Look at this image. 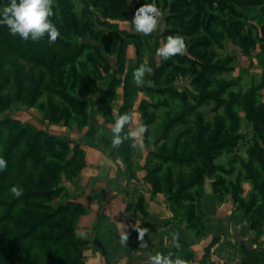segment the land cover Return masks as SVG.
I'll return each mask as SVG.
<instances>
[{
  "label": "trees",
  "instance_id": "1",
  "mask_svg": "<svg viewBox=\"0 0 264 264\" xmlns=\"http://www.w3.org/2000/svg\"><path fill=\"white\" fill-rule=\"evenodd\" d=\"M80 1L83 9L78 14L74 11L72 0H58L51 19L60 29L61 35L53 43H48L46 38L35 42L22 40L19 36L11 35L6 26L0 25V104L3 103L2 91L9 83L12 72L16 80L18 94L23 91L26 82H30V85L27 83L30 99L32 103H36L40 90L35 71L33 68L26 71L23 64L28 62L34 67H39L40 72L42 68L46 70L51 82V85H48V90L52 94L58 95L66 101L77 114H85V102L71 93L72 86L68 85V81L63 76V61L74 62L76 56L84 51L87 44H78L72 40L81 36L80 29L86 33L84 38L87 37L92 31L91 19H95L108 29L122 32L123 30L119 29L116 20L128 18L129 3L128 0ZM263 3L264 0H174L171 12H175L172 15L180 18L191 17L193 23L201 24L207 36L195 38L189 46L188 54H177L168 60L162 59L160 66L156 68L152 76L154 88H149V91L182 101L187 99L186 93L179 92L176 88L169 87L165 83L167 78L175 76L178 69L175 61H178L183 65L188 64L190 73L194 75V82L198 85L199 93L191 92L189 95L196 105L213 101L215 108H223L225 117L235 126V129L240 123L238 108L245 113L247 120L256 123L258 117L264 116V105L257 104L255 100L256 90L264 88V75L261 82L252 86L246 93H231L228 98H225L222 95L233 86V83L221 82L215 91H209L207 83L211 80L210 73H223L229 71L230 68L215 61L216 58L213 57V54H206L201 48L210 47L214 42L221 46L222 35L214 31V25L218 24L229 35L236 33L239 35V32L243 31L242 36H239L234 43L244 46L247 50L248 45H255L259 42L261 50L264 52V31L262 30L258 36L254 37L251 31L245 30V20L242 18L241 10H238L239 8L262 5L260 15L264 20ZM192 22L191 25L177 27L174 31L192 35L196 33ZM122 33L128 36L132 35L129 32ZM58 48H61L64 58L57 56ZM66 52L69 53L66 54ZM7 65L10 69H7ZM205 79L206 82H204ZM118 81L119 79L115 76L107 78L104 81V86L99 89L100 96L94 101L95 104L102 107ZM25 89L27 90V88ZM152 104L148 100H144L140 107L144 120L143 125L146 129L155 120L154 115H151L147 110L148 106ZM263 118L261 117V119ZM201 121L198 120L199 127L192 135L194 148L191 154H188L187 150H181L182 148L180 149L178 145L170 148L166 142H163L156 152L150 154L158 159L155 166L149 170L152 188L154 191L163 190L167 198L177 206L184 205L183 202L188 201L189 220L194 218L196 205L193 202L199 200L200 203L203 196L205 179L213 175L214 171L219 168L215 165L217 155L223 149L234 144L239 137L224 129V119L222 118H220V124L217 121L212 131L206 135ZM185 122L183 113L168 117L164 125L165 133L168 134L167 129ZM31 132V140H24V137L30 136ZM68 142L70 141L61 140L41 130L31 131L27 126L21 125L18 120L10 116L0 120V156L7 160L6 169L0 171V264H85L81 256V249L86 242L77 237L75 228V219L83 211L81 205L70 203L65 207L59 206L54 211L47 210L44 205L48 198H55L63 192L67 195L66 189L59 184V175L61 171H66L74 165L75 157H67L65 152L58 149L67 148ZM22 145H25L26 148L23 153L17 155V149ZM41 148L43 149L41 150ZM41 151H44V154H40ZM249 154L251 159L256 158L264 168V152L261 149H251ZM196 156L199 157V161L195 158ZM28 160L34 162V169L43 170L36 182L27 168ZM164 163H172L177 167L191 166L192 173L188 178L178 175L177 186L174 189L175 186H172L170 182L169 170L164 178L167 185L162 189L159 171ZM83 164L85 165L84 159L81 166H77L78 170ZM246 172L253 189L248 200L242 198L243 189L241 186L212 187L218 193H230L238 203V209H241L250 220L252 228L260 231L264 220V183L254 172L251 163L246 164ZM22 176H26V179H23ZM14 178L17 183L12 182ZM29 180L33 182L32 186L28 185ZM216 183L211 181L213 185ZM13 185L22 187L23 192L20 196L17 197L9 191ZM32 207H40L43 210L34 213ZM67 208L69 215L60 217L61 212ZM9 223H13L16 229L17 235L14 237V244L9 243L6 239L11 231ZM38 241L41 243L38 245L44 249L45 254L42 257L32 252L33 244Z\"/></svg>",
  "mask_w": 264,
  "mask_h": 264
},
{
  "label": "rangeland",
  "instance_id": "2",
  "mask_svg": "<svg viewBox=\"0 0 264 264\" xmlns=\"http://www.w3.org/2000/svg\"><path fill=\"white\" fill-rule=\"evenodd\" d=\"M57 2L58 0H54V7L57 6ZM144 2L145 0H128V18L116 20L119 24V29L123 30L122 32H129L132 34L131 36L121 31L116 32L108 29L106 26L100 25L95 19H91L92 31L87 37L84 38L86 33L83 29H80L81 36H77L76 39L72 40V42L75 41L78 44L87 45L84 51L76 56L74 62L63 61L62 71L64 78L68 81V85L72 86L71 93L85 102V114H77L66 101L48 90V85H51V82L45 69L42 68L40 72L39 67H34L28 62H24L26 71L31 68L35 71L40 90L39 98L35 101V104L32 103L30 92L28 91L30 82H26L25 88L27 90L24 88L18 94L16 80L12 72L9 83L2 91L3 103L0 104V120L10 116L18 120L21 125L27 126L31 131L41 130L61 140L70 141L67 143V148L59 147L60 149H58L65 152L67 157H75L74 165L66 169V171L60 172L59 184L63 186L62 183L65 180L75 181L80 176V173L88 164V151L120 153V155H123L125 152L136 153L143 148L145 152L152 154L158 150L163 142H166L170 148L178 145L180 149L182 148L181 150H187L188 154H191L194 148L192 135L199 127L198 120H202L201 122L206 130L205 133L208 135L217 121L220 124V118H222L224 119V129L228 133L233 132L239 137L234 144L223 149L217 155L215 165L219 168L214 171L213 175L205 179L204 186H241L243 189L241 196L243 199L248 200L253 189L247 177L246 164L251 163L254 172L258 175L260 181L264 183V168H262L256 158L251 159L249 154L251 149L254 148L261 149L264 152V118L261 119L264 116L258 117L257 122L254 123L247 120L245 113L238 108L240 123L235 129V126L225 117L223 108H215L213 101L199 106L196 105L189 95L191 92L199 93L198 85L194 82V75L190 73L188 64L183 65L178 61H175L176 66H178L175 76L167 78L165 83L169 87L176 88L179 92L186 93L187 99L182 101L178 98L149 91V88H154L152 76L162 62V58L156 55L155 49L168 35H182L187 45L184 54H188L192 41L195 38L206 37L207 34L199 22L193 23L191 21V17L180 18L172 15L175 12H171L174 0H156L158 6L165 12L163 23L166 27L163 32L154 31L152 34L145 36L132 31L133 25L130 20L135 9ZM72 3L74 11L79 14L83 9L81 1L72 0ZM261 6L238 7L246 23L245 30L251 31L254 37L258 36L262 30L264 31V20L262 15H260L262 13ZM99 9L102 10L101 7ZM191 22L196 33L187 35L174 31L177 27L181 28V26H187V24L191 25ZM214 31L222 35L220 38L221 46L219 43L214 42L210 47L201 48V50L206 54H213V57L215 56L216 58L215 61L225 64L230 69L223 73H210L211 80L207 83L208 90H217L218 84L221 82H231L233 86L222 95L223 97L228 98L231 93L244 94L262 80L264 75V52H262L259 42L255 45H248L247 50L244 46L234 43L239 36H242L243 31H240L239 35L238 33L229 35L218 24L214 25ZM245 45L247 46L246 43ZM57 53L59 58H64L61 48H58ZM68 53L66 52V54ZM141 64H151L154 69L150 75L146 74V79L152 81L151 85L145 83L142 86H138L133 79V70ZM6 67L10 69L8 65ZM111 76H115L119 81L116 82L115 89L108 96L104 105L99 107L94 101L99 98V89L104 86V81ZM204 82H206V79ZM144 100L153 103L148 106L147 110L151 115H154L155 120L143 134V146L138 147L136 141L133 138H129L118 148L112 147L111 127L117 115L124 112L130 113L132 120L130 125L126 127L129 129L136 128L144 122L140 108ZM255 100L257 104L264 105V88L256 90ZM179 113H183L186 122L167 129L168 134H166L164 125L168 117ZM31 136L32 132L30 136L26 135L24 140L30 141ZM24 146L22 145L17 149V155L23 153L26 148ZM41 152L40 154H44V151ZM46 156L48 157V154ZM195 158L199 161V157L196 156ZM83 159L85 160V165L83 164L78 170L77 166H81ZM157 162L153 158L150 163L147 162L146 164L148 167L147 177L150 183L149 170ZM26 164L36 182L40 172L42 174L43 170L34 169L32 160H28ZM169 170L172 186H177L178 175L188 178L192 173L191 166L177 167L172 163H164L159 171L161 186L167 185L164 178ZM22 178L26 179V176H22ZM211 181L217 183L213 185ZM12 182L17 183L15 178ZM32 184L33 182L29 180L28 185L32 186ZM70 203L78 204L68 199V194L65 195L63 192L55 198H48L44 205L47 210L54 211L59 206L65 207ZM42 210L40 207H32L34 213ZM68 215L69 210L67 208L61 212L60 217ZM8 226L11 231L6 239L9 243L14 244V237L17 235L15 225L9 223ZM38 243L39 241L33 244L32 252L42 257L45 254L44 249ZM76 253H78L77 250ZM81 256L83 257L82 249Z\"/></svg>",
  "mask_w": 264,
  "mask_h": 264
},
{
  "label": "crops",
  "instance_id": "3",
  "mask_svg": "<svg viewBox=\"0 0 264 264\" xmlns=\"http://www.w3.org/2000/svg\"><path fill=\"white\" fill-rule=\"evenodd\" d=\"M87 153L80 176L62 183L68 199L84 208L75 225L86 242L85 264H153L149 257L157 252L179 255L186 264H264V220L260 231L252 228L230 193L204 186L189 220L188 201L177 206L152 188L146 164L156 158L143 148ZM134 225L148 229L142 239ZM122 231L129 234L126 243L119 240Z\"/></svg>",
  "mask_w": 264,
  "mask_h": 264
},
{
  "label": "clouds",
  "instance_id": "4",
  "mask_svg": "<svg viewBox=\"0 0 264 264\" xmlns=\"http://www.w3.org/2000/svg\"><path fill=\"white\" fill-rule=\"evenodd\" d=\"M54 15V0H0V25L6 26L7 31L13 36H19L25 41H39L46 38L48 43H53L61 35L60 29L51 19ZM165 12L158 6L156 0H145L135 9L130 20L136 33L145 36L154 31L163 32L166 25L163 23ZM187 45L185 39L180 34H170L163 42L156 47L155 53L163 60H168L177 54L183 55ZM151 64H141L133 70L132 76L138 86L145 83L151 85L152 81L146 79V74L153 72ZM132 116L128 112L117 115L111 127V145L118 148L126 139L133 138L138 147L143 146V134L146 128L143 124L136 128L129 129ZM7 167V160L0 156V171ZM9 191L20 196L23 192L22 187L13 185ZM139 237L142 239L148 231L147 228H141L136 225ZM128 232L122 231L119 235L121 243L128 240ZM173 243L179 248V243L174 240ZM153 264H186V261L179 255L173 253H155L149 257Z\"/></svg>",
  "mask_w": 264,
  "mask_h": 264
}]
</instances>
